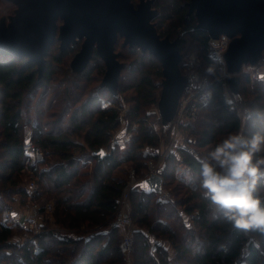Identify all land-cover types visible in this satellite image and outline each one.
<instances>
[{"label": "trees", "instance_id": "16d2710c", "mask_svg": "<svg viewBox=\"0 0 264 264\" xmlns=\"http://www.w3.org/2000/svg\"><path fill=\"white\" fill-rule=\"evenodd\" d=\"M189 2L155 0V25L162 37L179 39L182 54L197 51L203 66L211 67V79L216 80L221 70L208 55L210 34L197 28L198 18L195 12H189ZM15 9L12 1L0 0V13L10 16ZM80 48L75 44L61 50L53 44L42 76L37 63L27 56L0 53V253H5L6 264H126L119 246L123 230L113 224L111 216L128 179L116 171L131 163L141 174L154 157L145 149L159 146V135L150 125V108L160 100L163 65L140 46L119 47L123 69L118 93L114 94L102 85L107 67L97 52L84 70L72 67L71 60ZM212 87L210 101L186 126L203 158L226 135L241 132L239 111L249 109L245 135L253 131L252 121L264 122V83L252 84L249 75H242L238 91L232 93L234 102L227 98L222 80ZM40 89L35 117L26 118L25 100ZM106 102L110 104L104 106ZM126 103L130 104L125 114L126 130L135 122L137 128L125 145L113 142L112 137L122 125ZM172 125V121L162 125L163 133H169ZM167 138L169 141V134ZM28 139L45 152V160L37 165L31 164L23 149ZM100 148L107 151L102 160L93 154ZM199 167V159L188 152L168 154L163 176L174 201L160 200L156 192L140 186L131 190L130 214L139 225L135 229L133 264H173L172 251L178 264H237L245 248L241 258L246 264H264V241L260 247L254 246L247 233L220 218L193 190ZM28 170L40 186L34 198L53 199L57 223L73 228L89 223L99 228L87 238L48 231L38 237V252L32 245L8 252L15 249V228L3 222L1 215L13 207L16 196L23 200L29 196ZM186 171L191 180L185 178ZM258 187L264 195V183ZM189 214H193L191 219ZM151 233L159 238L156 254L150 253Z\"/></svg>", "mask_w": 264, "mask_h": 264}, {"label": "water", "instance_id": "95a60500", "mask_svg": "<svg viewBox=\"0 0 264 264\" xmlns=\"http://www.w3.org/2000/svg\"><path fill=\"white\" fill-rule=\"evenodd\" d=\"M17 5L15 14L0 18V53L27 56L38 65L39 76L46 68V57L58 29L61 50H67L85 38L82 48L71 64L77 71L84 70L97 52L107 70L102 85L118 93L123 63L118 59L115 43L118 35L125 43L140 46L153 53L163 65L164 81L158 103L166 124L177 113L185 86L181 71L183 55L179 39L162 38L154 19L158 15L154 0H10ZM189 12L196 13L197 28L205 29L210 37L225 33L232 37L226 53L228 79L232 91L237 92L243 64H256L264 54V0H190ZM63 20L61 26L58 20ZM105 148L93 152L102 160ZM164 176L153 174L142 180L140 187L149 192L162 190Z\"/></svg>", "mask_w": 264, "mask_h": 264}, {"label": "built area", "instance_id": "2783aa9c", "mask_svg": "<svg viewBox=\"0 0 264 264\" xmlns=\"http://www.w3.org/2000/svg\"><path fill=\"white\" fill-rule=\"evenodd\" d=\"M232 41V37L223 33L217 38L210 37L208 55L211 57L218 65L221 70V74L216 80H210V75L206 70L202 69V62L198 53L190 54L189 56H184V70L187 72L183 75L185 78V86L183 93L179 100V105L177 109V120L174 123L173 130H171L172 143L169 148V152H166L164 157L158 152H155L150 147H147V152H152L154 157L150 158L148 161V171L145 176L138 179L135 168L130 172V179L125 185L121 196L117 199L116 210L112 214L113 224L118 225L125 229L123 236L120 241V250L125 255L127 264H133L131 255L134 251L135 245V229L132 227L133 219L130 214V192L133 188L139 186L140 182L145 178L150 177L153 174L163 175V169L165 167V161L161 163V160L167 154L171 152H176L182 154L183 152H188L195 158H203L200 150L196 145V139L187 130V124L195 121L197 116L202 109L211 99L213 93V84L217 80L223 81V87L225 88L226 95L229 100L234 102L233 98L230 96V84L228 79L232 76L228 72V64L226 60V53ZM260 64H243L241 71L238 75H249L252 83L260 81L264 83V57L261 58ZM211 68V67H210ZM208 75L205 77V75ZM110 104L106 102L104 106ZM126 111H124L125 113ZM158 117L160 118L159 110L156 111ZM240 117L242 119L241 132L244 131L245 122L249 117V109L244 111H239ZM122 121L124 120L123 112L121 113ZM157 123H153L152 127L157 132ZM137 128V123L132 125V130ZM132 134L129 130H123L116 134L113 142H121L123 144H128L132 140ZM25 153L29 156L31 164H39L45 160L44 151L37 146L30 139L26 140L24 147ZM159 155L157 158L155 156ZM33 173V172H32ZM28 186V201L25 206H16L3 211L1 218L6 224L14 226L15 230L22 232L20 237H17L14 244L19 248L32 245L34 252L39 251L38 237L52 229L47 224V213L53 211V204H47L45 207L40 203H34V195L40 189L38 181L33 177ZM165 179L163 180L162 190L157 193V197L163 201H174L172 193L167 191L165 188ZM190 218V216H189ZM62 236H72L69 233H60ZM152 245L150 248L151 254H156L158 252V241L159 238L156 234L151 233ZM10 252V251H8ZM246 253V248L242 251V256ZM5 253H0V264H6L3 260ZM238 257V261L241 260Z\"/></svg>", "mask_w": 264, "mask_h": 264}, {"label": "clouds", "instance_id": "9594fccd", "mask_svg": "<svg viewBox=\"0 0 264 264\" xmlns=\"http://www.w3.org/2000/svg\"><path fill=\"white\" fill-rule=\"evenodd\" d=\"M250 135L229 133L199 159L193 190L233 228L247 233L254 246L264 241V122L252 121Z\"/></svg>", "mask_w": 264, "mask_h": 264}, {"label": "rangeland", "instance_id": "374dc122", "mask_svg": "<svg viewBox=\"0 0 264 264\" xmlns=\"http://www.w3.org/2000/svg\"><path fill=\"white\" fill-rule=\"evenodd\" d=\"M138 2H140V0H138ZM3 6V5H2ZM16 8H17V5H16ZM2 9V8H1ZM16 10V9H15ZM11 14L13 15V14H15V12H14V10L10 13V16H11ZM9 16V14H5V13H0V17H7V18H9L10 17ZM121 48H119V50H120ZM193 53H198L197 51H194V50H190V51H186L184 54H182L183 55V57L184 56H189L190 54H193ZM198 55H199V53H198ZM199 57H200V55H199ZM200 59H201V62H202V64H203V60H202V58L200 57ZM73 60V59H72ZM72 60H71V62H72ZM261 59L257 62V64H260L261 62ZM181 71H182V74L184 75L186 72H187V70H184L185 68H184V61L182 60L181 61ZM202 69L203 70H206L208 73H210L211 71H212V69L211 68H205L203 65H202ZM210 75V74H209ZM240 75V74H239ZM208 75L206 74L205 75V77H207ZM240 76H242V75H240ZM210 80H211V78H209ZM256 82H258V81H256ZM256 82H254V83H256ZM254 83H252V84H254ZM230 88V87H229ZM40 91H41V89L40 90H38V92H36V94H31L30 96H28L27 98H26V100H25V104H24V115L26 116V118H30V119H34V117H35V109H34V105H35V99L38 97V95L40 94ZM229 92H230V96H231V98H233V96H232V93L234 92V91H232V89L230 88V90H229ZM228 98V97H227ZM159 103V102H158ZM129 107H130V104H128V103H126L125 104V107H124V109H123V116H124V120L122 121V125L120 126V128L118 129V130H116L115 132H114V134H113V139H114V137L116 136V134L118 133V132H120V131H123V130H126V126H127V121H126V119H125V114H126V112L124 113V111H127V110H129ZM157 110H159V107H158V104H155V105H153L151 108H150V112L153 114V116L150 118V125H152L153 123H157L158 124V126H157V134L159 135V138H160V143H159V146H158V148H151V149H153L155 152H158V154H161L163 157H164V155H165V153L166 152H169V148L168 147H170V145H171V143H172V137H171V130H173L172 128H173V126H174V123H175V121L177 120V118H176V115L173 117V119L171 120L172 122H173V125H172V127H171V130L169 131V133L168 132H166V133H163V131H162V125H166L164 122H163V118H162V116H161V114H160V111H159V114H160V118L158 117V115H157V113H156V111ZM170 122V121H169ZM135 123H137V122H135ZM130 132H131V134L132 135H134L135 134V130H132V128H130V129H128ZM168 134H169V137H170V140L169 141H167V136H168ZM133 137V136H132ZM131 142V141H130ZM129 142V143H130ZM146 150V149H145ZM45 153V152H44ZM159 155H157V156H155L156 158L158 157ZM167 156H168V154H167ZM167 156H165V160H164V158L161 160V163H163L164 161L166 162V157ZM203 156V155H202ZM46 157V156H45ZM150 160V159H149ZM148 160V161H149ZM148 161H147V168L145 169V170H143L142 172H141V174L140 173H138L137 171H136V173H137V177H138V179H140V178H142V177H144L145 176V174H146V172L148 171ZM91 165H92V162L90 163ZM186 167V166H185ZM133 165H131V163H127V164H125L123 167H122V169L120 170H117L116 171V174L118 175V176H124V177H127V179L129 180L130 179V172L131 171H133ZM185 169V168H184ZM136 170V169H135ZM128 172V173H127ZM145 173V174H144ZM183 173V169H181L180 170V172H179V175L180 174H182ZM26 178H27V180L29 181V179H30V181L32 180V177L34 176L35 177V175H33V173H32V171H30V170H28V171H26ZM184 176H185V178L186 179H188V180H191V176L189 175V173L186 171L185 172V174H184ZM128 180H127V182H128ZM28 183V182H27ZM30 183V182H29ZM30 184H28V186H29ZM165 186V188L167 189V191H169V192H171L172 193V191H171V188H169V187H166V185H164ZM172 197H174V200H175V196H174V194L172 193ZM27 201H28V199H26V200H23L20 196H16V201H15V203L13 204V207H16V206H25L26 205V203H27ZM34 203H40V204H42V206H46L47 204H53V206H54V202H53V199H49V198H47V197H44V198H42V199H40V198H38V199H36V198H34ZM12 207V208H13ZM10 209V208H9ZM6 210V209H5ZM195 214L196 213H198V211H195L194 212ZM55 209H53V211H51V212H48L47 213V217H46V219H47V224H48V226L52 229V231L54 232V233H69V234H71L73 237H75V238H81V237H84V238H87L93 231H95L96 229H98L99 228V226H91L89 223H83V224H81L80 226H78L77 228H73V227H68V226H62V225H60L59 223H57L56 222V218H55ZM192 215L193 214H189V216H190V219L192 218ZM138 224H135L134 222L132 223V227H134V229L136 228H138ZM125 231V229L123 230V232ZM123 232H122V236H123ZM155 234V233H154ZM22 235V232H20V231H18V230H15L14 231V235H13V237H12V242H15V240H16V238L17 237H20ZM157 236V235H156ZM122 238V237H121ZM15 249H12V248H10L8 251H10V253L12 252V250H19V249H21V248H19L17 245H15V247H14ZM23 248V247H22ZM174 257H175V251H172V254H171V259H173V264H178L175 260H174ZM131 259L133 260L134 259V255L132 254L131 255ZM126 264H127V261L125 262ZM236 263L237 264H246V260L244 259V258H241V260L240 261H238V258H237V261H236Z\"/></svg>", "mask_w": 264, "mask_h": 264}, {"label": "flooded vegetation", "instance_id": "af4514ba", "mask_svg": "<svg viewBox=\"0 0 264 264\" xmlns=\"http://www.w3.org/2000/svg\"><path fill=\"white\" fill-rule=\"evenodd\" d=\"M131 1V3H133L134 5H137V3H139L138 2V0H130ZM154 2H155V0H154ZM154 2H153V7H154ZM157 18V17H156ZM155 18V19H156ZM154 19V20H155ZM63 20H58V25L59 26H61L62 24H63ZM154 22V21H153ZM155 23V22H154ZM157 28V27H156ZM158 30V29H157ZM59 33H60V31H59V29H58V32H57V35H56V38H55V41H54V43L53 44H57L60 48H61V40L59 39ZM159 33V32H158ZM160 34V33H159ZM161 35V34H160ZM162 37V36H161ZM162 38H164V37H162ZM84 40H85V38H82V39H79L76 43H73L71 46H73V45H75V44H80V46H81V48H82V44H83V42H84ZM125 40H126V37L125 36H122V35H118V37H117V41H116V43H115V51L119 54V52H118V49H119V47H125V46H130L129 44H126L125 43ZM70 46V47H71ZM69 47V48H70ZM80 48V49H81ZM80 51V50H79ZM76 55V54H75ZM118 59H119V56H118Z\"/></svg>", "mask_w": 264, "mask_h": 264}, {"label": "crops", "instance_id": "0c3cea01", "mask_svg": "<svg viewBox=\"0 0 264 264\" xmlns=\"http://www.w3.org/2000/svg\"><path fill=\"white\" fill-rule=\"evenodd\" d=\"M136 229V228H135Z\"/></svg>", "mask_w": 264, "mask_h": 264}]
</instances>
